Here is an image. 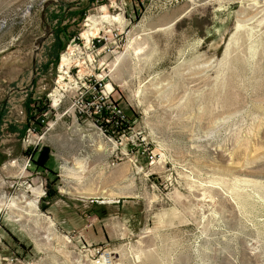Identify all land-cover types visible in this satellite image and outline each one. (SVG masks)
<instances>
[{
    "label": "rangeland",
    "instance_id": "374dc122",
    "mask_svg": "<svg viewBox=\"0 0 264 264\" xmlns=\"http://www.w3.org/2000/svg\"><path fill=\"white\" fill-rule=\"evenodd\" d=\"M104 6L124 24L88 41ZM92 74L132 122L109 142L79 113ZM44 98L46 126L26 133ZM1 113L0 264H264V0H0ZM42 147L54 176L27 155Z\"/></svg>",
    "mask_w": 264,
    "mask_h": 264
},
{
    "label": "built area",
    "instance_id": "2783aa9c",
    "mask_svg": "<svg viewBox=\"0 0 264 264\" xmlns=\"http://www.w3.org/2000/svg\"><path fill=\"white\" fill-rule=\"evenodd\" d=\"M138 1V0H135ZM101 42V39H98ZM80 79V86L78 87L79 92V104L87 111L80 110L79 113L88 114L91 110L90 115H93V119L99 125V129L102 131L104 137L109 141V133H118V135L124 136L130 131L132 122L125 113V111L117 104L111 96L115 92H109L107 85H103L104 77L94 76L93 74L89 77H77ZM82 79L84 81H82ZM93 80V81H92ZM89 82L90 86H87ZM78 85V82H77ZM151 164L154 163V157H151ZM107 257V264H112L111 255L105 254Z\"/></svg>",
    "mask_w": 264,
    "mask_h": 264
},
{
    "label": "trees",
    "instance_id": "16d2710c",
    "mask_svg": "<svg viewBox=\"0 0 264 264\" xmlns=\"http://www.w3.org/2000/svg\"><path fill=\"white\" fill-rule=\"evenodd\" d=\"M90 1L93 2L94 0H90ZM86 14H87L86 9H82V11L79 12L80 22L84 20V17L86 16ZM69 15L70 13L66 14V12L64 13L63 11L62 17H59L57 19L58 20L57 29L53 30L54 36H55V42L53 43L51 54L52 55L54 54L52 59L54 60V63L56 64L59 62V56L64 49L63 42L61 41L60 37L62 35H67L68 28H69L68 25H63L62 23L68 19ZM71 15L72 17L76 16L75 14H71ZM74 38L79 39L78 36H74ZM49 110H50L49 101L46 98H44L43 100L31 102L28 107V113L30 115L29 117L30 122L27 125L26 133L28 129H31V128L32 129L34 128L35 131H38V129L40 128H44L47 123L46 113H48ZM39 115L40 117H38ZM3 117H4V113H1L0 122L4 119ZM27 155L31 156V163L36 169L41 170L43 173L48 172L52 174L53 176L56 174L50 169L52 157H51V149L49 147H42L36 151L29 149L27 151ZM0 158H2V155H0ZM46 190H47L46 197L42 199V204H41L42 210H46L48 206L52 204L59 197L58 190L56 188V181H53V178L48 179ZM45 204L47 205L45 206Z\"/></svg>",
    "mask_w": 264,
    "mask_h": 264
},
{
    "label": "bare ground",
    "instance_id": "6f19581e",
    "mask_svg": "<svg viewBox=\"0 0 264 264\" xmlns=\"http://www.w3.org/2000/svg\"><path fill=\"white\" fill-rule=\"evenodd\" d=\"M114 5V4H113ZM110 8V7H109ZM102 10L105 12V14L101 17H96L95 16H91L89 17L88 19V24H87V27L88 29L85 30L83 33H82V36L84 38H86L88 41L90 40L91 37L93 36H96L95 33L98 32L100 29H104L105 32H107L108 34H111V28L115 25V24H121V26L124 24V18L121 16V15H117V16H112L110 15L107 11H108V7L107 6H104L102 7ZM98 27H100L98 29ZM92 31H95V32H92ZM100 32V31H99ZM98 32V33H99ZM136 55V58L138 59V55L141 51V49H139V47H133L132 49ZM61 64H60V72L62 73H67L65 72V69L66 67H68L69 65H71L73 62H74V58H73V50H70L67 51L65 54L62 55L61 57ZM84 63V62H83ZM117 63V62H116ZM114 63L112 64V67H116L117 64ZM70 69V68H69ZM64 81V77L63 76H60V81L59 83H62L60 85V87L55 91V100H54V103H55V106H57L59 104V101H60V98L62 97V94L60 93V89H64L65 85L63 83ZM107 88L109 90V92H112L113 91V86L112 84H108L107 85ZM65 90V89H64ZM58 107V106H57ZM102 141V140H101ZM108 141V140H106ZM109 142V141H108ZM113 143V142H112ZM107 144V143H105ZM99 147V146H98ZM100 149L102 148V146L99 147ZM87 185V184H86ZM85 186V185H84ZM82 186V187H84ZM86 187V186H85ZM89 187V186H88ZM35 189V188H34ZM34 193L36 195L35 198H37L35 201L33 202H29L28 203V206H30L32 208V210H37L38 209V202H39V199L43 196L44 194V191L43 189L39 186L37 189L34 190ZM15 206V205H14ZM30 208V209H31ZM39 211V210H38ZM37 213V212H36ZM40 214V213H39ZM37 214V216L39 215ZM48 218V217H47ZM49 220V219H48ZM49 224H52L53 225V222L51 221ZM104 262H106V264L108 263L107 262V259L104 258Z\"/></svg>",
    "mask_w": 264,
    "mask_h": 264
},
{
    "label": "crops",
    "instance_id": "0c3cea01",
    "mask_svg": "<svg viewBox=\"0 0 264 264\" xmlns=\"http://www.w3.org/2000/svg\"><path fill=\"white\" fill-rule=\"evenodd\" d=\"M43 191H44V190H43ZM43 195H44V194H43ZM45 197H46V195H45ZM42 199H43V198H42ZM55 201H56V200H55ZM55 201H54L52 204H50L49 207L52 206V205L55 203ZM41 204H42V200H41ZM46 205H47V204H45V206H46ZM49 207H48L46 210H44V211H47V210L49 209ZM107 236H109V235H107Z\"/></svg>",
    "mask_w": 264,
    "mask_h": 264
},
{
    "label": "water",
    "instance_id": "95a60500",
    "mask_svg": "<svg viewBox=\"0 0 264 264\" xmlns=\"http://www.w3.org/2000/svg\"><path fill=\"white\" fill-rule=\"evenodd\" d=\"M41 43V42H40Z\"/></svg>",
    "mask_w": 264,
    "mask_h": 264
}]
</instances>
